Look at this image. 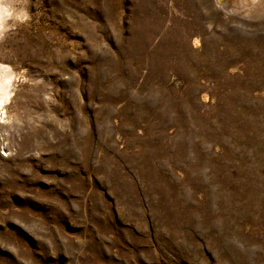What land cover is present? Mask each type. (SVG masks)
I'll return each instance as SVG.
<instances>
[{
  "label": "rangeland",
  "instance_id": "1",
  "mask_svg": "<svg viewBox=\"0 0 264 264\" xmlns=\"http://www.w3.org/2000/svg\"><path fill=\"white\" fill-rule=\"evenodd\" d=\"M229 2L0 0V264H264V0Z\"/></svg>",
  "mask_w": 264,
  "mask_h": 264
},
{
  "label": "bare ground",
  "instance_id": "2",
  "mask_svg": "<svg viewBox=\"0 0 264 264\" xmlns=\"http://www.w3.org/2000/svg\"><path fill=\"white\" fill-rule=\"evenodd\" d=\"M238 1V0H237ZM220 7H226V8H235L233 5L230 7L229 0H219ZM241 6V5H240ZM244 6V5H243ZM231 12V10H230ZM9 10L6 7H4L2 4H0V33L3 32V28L6 25V19L10 16ZM9 79H6L5 81H0V108L4 105V102L8 100L9 98Z\"/></svg>",
  "mask_w": 264,
  "mask_h": 264
}]
</instances>
